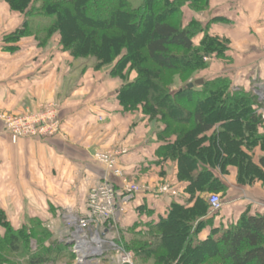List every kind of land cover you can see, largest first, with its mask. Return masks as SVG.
Segmentation results:
<instances>
[{
	"label": "trees",
	"instance_id": "16d2710c",
	"mask_svg": "<svg viewBox=\"0 0 264 264\" xmlns=\"http://www.w3.org/2000/svg\"><path fill=\"white\" fill-rule=\"evenodd\" d=\"M6 1L24 15L6 40L33 36L43 47L58 33L63 50L74 58L93 59L99 68L114 63L111 76L125 83L118 93L124 111H140L161 124L158 138L165 143L159 152L176 160L178 179L189 182L187 202L173 201L158 221L133 225L130 236H122L116 245L153 264H264V215L246 211L206 239L199 236L210 205L196 194L219 193L224 201L228 191L216 172L227 175L234 165L240 184L264 182V119L257 95L222 75L187 87L213 57H224L228 49L225 39L209 34V24L186 21V8L206 10L209 0ZM201 33L196 45L194 38ZM132 71L138 76L128 82ZM177 80L184 85L174 90ZM257 147L263 152L258 164L253 159ZM0 226L5 230L0 234V264H56L68 255L77 257L68 253L65 242L51 241L52 233L39 221L15 230L0 212Z\"/></svg>",
	"mask_w": 264,
	"mask_h": 264
},
{
	"label": "crops",
	"instance_id": "0c3cea01",
	"mask_svg": "<svg viewBox=\"0 0 264 264\" xmlns=\"http://www.w3.org/2000/svg\"><path fill=\"white\" fill-rule=\"evenodd\" d=\"M16 14L0 0V113L22 115L58 102L62 133L13 142L0 119V212L15 230L31 228L33 221H39L52 233L51 241L65 242L68 253H76L82 263L84 252L78 254L76 246L86 245V259L96 247L117 246L122 240L117 237L119 232L129 237L126 231L133 225L158 221L167 215L173 201L187 202L191 198L189 182L179 180L177 162L159 152L165 143L158 138L161 124L140 111H124L118 99L123 80L112 77L111 68L77 73L73 58L60 47L39 46L33 36L6 40L23 23V17ZM185 16L187 22L195 19L209 24V34L225 39L228 46L225 56L213 57L199 78L228 76L233 86L257 95L264 119V0H209L206 10L186 8ZM203 37L204 33L196 36L195 44ZM260 131L264 133V125ZM123 148L127 152L118 159V173L109 172L94 158L96 151ZM262 154L259 147L254 150L255 163ZM216 174L228 185L225 205L216 216L208 210L200 239L221 224L236 223L246 211L264 215L262 180L240 184L234 165L229 166V174ZM107 180L121 192L125 180L167 183L177 195L150 191L124 196L123 209L107 225L92 223L82 234L75 221L88 214L89 190ZM196 195L207 198L205 193ZM4 231L0 226L1 235ZM32 244L36 249V243ZM107 249L105 246L102 256L95 258L98 263H111L105 255ZM89 261L93 259L86 263ZM116 264H121L119 258Z\"/></svg>",
	"mask_w": 264,
	"mask_h": 264
},
{
	"label": "built area",
	"instance_id": "2783aa9c",
	"mask_svg": "<svg viewBox=\"0 0 264 264\" xmlns=\"http://www.w3.org/2000/svg\"><path fill=\"white\" fill-rule=\"evenodd\" d=\"M57 107L58 106L57 104L55 105V103H47L42 105L39 110L28 112L21 116H5L0 114V119L3 122L5 129L10 133L13 142H17L22 137H49L58 134L60 129H62V123L57 113ZM126 152V148L108 152H96L94 158L103 163L109 172L118 173L116 168L118 165V159ZM150 191L159 194L170 193L177 195L176 189L167 183L151 187L149 185L125 180L122 190L125 195L120 190L116 189L108 180L96 183L90 188L87 196L88 214L75 221L78 225V231L83 234L92 223H95L98 227V225H103L104 222L112 220L116 211L118 209H123L122 198L124 196H131L137 193H147ZM207 199L212 213L222 210L225 205L221 194L219 193H211ZM75 249H79L77 252L78 254L82 251L85 253L86 245L79 248L76 246ZM98 250L99 251H94V253H99L101 248H98ZM118 255L121 264L128 261L130 262L134 257L131 252H127L121 248Z\"/></svg>",
	"mask_w": 264,
	"mask_h": 264
},
{
	"label": "rangeland",
	"instance_id": "374dc122",
	"mask_svg": "<svg viewBox=\"0 0 264 264\" xmlns=\"http://www.w3.org/2000/svg\"><path fill=\"white\" fill-rule=\"evenodd\" d=\"M6 1V0H5ZM7 2V1H6ZM7 4L10 6V4L7 2ZM10 8H11V6H10ZM11 10H12V8H11ZM13 11V10H12ZM14 12H16L17 14V16L18 17H23L24 18V15H22L20 12H18V11H14ZM60 41H61V37H60V35L58 34V33H56L54 36H53V38L50 40V42L48 43V44H52V45H55V46H57V47H60V48H62V46H61V44H60ZM47 44V45H48ZM47 45H45V46H43V47H46ZM62 50H63V48H62ZM64 51V50H63ZM64 52H66L70 57H72L73 58V60H74V65L76 66V68H78V71H77V73H81V72H85L86 71V73H87V71L88 70H99V71H103L104 69H108V68H111L112 69V66L114 65V63L113 64H111V65H107V66H103V67H97V65H96V63H95V60H93V59H86V58H74L68 51H64ZM110 69V70H111ZM204 71V70H203ZM203 71H201V72H199V74H198V77L200 76V73H202ZM137 76H138V74H137V72L136 71H132L131 72V74L129 75V78H128V82H133L136 78H137ZM121 79V78H120ZM122 80V79H121ZM123 85H125V83L123 84ZM184 85V82H182L181 80H177L176 81V83L172 86V89H174V90H176V89H178V88H180V87H182ZM50 103H55V105L57 104V113H58V116H59V119H60V113H61V105L58 103V102H50ZM131 112H134L133 110L131 111ZM28 112H26L25 114H27ZM142 113V112H141ZM1 115H5V116H15V115H12V114H10V113H7V112H2V113H0ZM143 114V113H142ZM22 115H24V114H22ZM16 116H21V115H16ZM59 133H62V129H60V132ZM115 150V149H114ZM108 151H113V150H108ZM108 151H101V152H108ZM96 152H100V151H96ZM95 152V153H96ZM94 153V154H95ZM173 162L175 161L176 162V160H172ZM135 183H140V184H145V185H149V184H151V185H156V186H159L160 184H161V182H159V184H156V183H150V182H140V181H134ZM164 182V181H163ZM209 194L210 193H205V196H209ZM108 224V223H107ZM126 233H128L127 231H126ZM118 238L120 237V238H122V235H121V233L119 232V236H117ZM33 245L34 244H32V246H30V247H33ZM101 245L102 244H100V247H101ZM109 244H105V246H106V248H108L107 250V252H106V256H108V260L111 262L110 264H112V261H114V263L116 264V261L118 260V258H119V255H118V252L120 251V248H121V246H118V244H117V246H108ZM26 246L27 247H29L27 244H26ZM105 246L103 247V245H102V249L100 250V252L99 253H94V251H92V253H93V255H90L89 257H87V259L89 260V259H93V261H89V262H87L86 263V258L82 261V263L81 262H79V259H78V257H76V259H72L71 257H69V255L68 256H66V257H63V258H61L56 264H104L103 262H101V263H98L97 261L98 260H95V258H97V257H99V256H102V254H101V251H104L103 249L105 248ZM119 250V251H118ZM86 253V252H85ZM85 253H83V255H86ZM9 254V253H8ZM95 254V255H94ZM10 255H14V254H10ZM15 257V259L16 260H18L20 263L22 262V263H24V261H23V256L22 255H16V256H14ZM13 257V258H14ZM120 259V258H119ZM79 262V263H78ZM121 263V262H120ZM123 264H153L151 261H148V262H142V261H140L139 259H137L136 257H133L132 258V260L129 262H126V263H123Z\"/></svg>",
	"mask_w": 264,
	"mask_h": 264
},
{
	"label": "water",
	"instance_id": "95a60500",
	"mask_svg": "<svg viewBox=\"0 0 264 264\" xmlns=\"http://www.w3.org/2000/svg\"><path fill=\"white\" fill-rule=\"evenodd\" d=\"M203 82H204V79H202V78H199V79H196L195 81H190L188 84H187V87L188 88H193L195 85H201V84H203ZM99 241L100 240H98V243H99ZM83 259H85L86 258V255H84V256H81Z\"/></svg>",
	"mask_w": 264,
	"mask_h": 264
},
{
	"label": "bare ground",
	"instance_id": "6f19581e",
	"mask_svg": "<svg viewBox=\"0 0 264 264\" xmlns=\"http://www.w3.org/2000/svg\"><path fill=\"white\" fill-rule=\"evenodd\" d=\"M94 251H99V250H98V248L96 247V248H94Z\"/></svg>",
	"mask_w": 264,
	"mask_h": 264
}]
</instances>
